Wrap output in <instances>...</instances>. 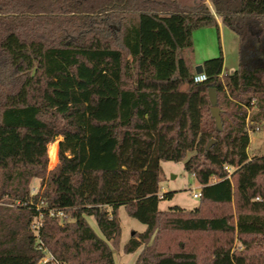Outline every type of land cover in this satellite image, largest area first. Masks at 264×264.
Wrapping results in <instances>:
<instances>
[{
  "label": "trees",
  "instance_id": "obj_1",
  "mask_svg": "<svg viewBox=\"0 0 264 264\" xmlns=\"http://www.w3.org/2000/svg\"><path fill=\"white\" fill-rule=\"evenodd\" d=\"M209 1L0 0V264H115L121 205L146 225L122 246L136 264H264V0ZM217 17L240 64L205 59L195 81L193 31ZM184 159L199 203L161 209V161ZM40 200L65 216L36 231Z\"/></svg>",
  "mask_w": 264,
  "mask_h": 264
},
{
  "label": "rangeland",
  "instance_id": "obj_2",
  "mask_svg": "<svg viewBox=\"0 0 264 264\" xmlns=\"http://www.w3.org/2000/svg\"><path fill=\"white\" fill-rule=\"evenodd\" d=\"M183 3H194L201 0H180ZM213 10V6L209 0H204ZM194 53L193 66L196 68L200 62L205 59L218 56L221 53L224 57L223 73H230L236 69L241 60L239 37L225 24L220 27L205 26L197 28L193 31ZM253 49L261 60H264V50ZM252 50V51H253ZM250 144L248 146V154L250 157L264 154V121L258 124L256 128L249 129ZM61 137L57 138L53 146L59 143ZM192 154V153H191ZM190 152H188V155ZM184 160H162V175L160 182V194L167 191H172L173 194L161 199L159 207L167 209L170 206L178 205L186 209H192L199 203V198L193 196V192L200 188V184L196 178L184 168ZM56 164H51L48 156L47 169H52ZM40 187V178H33L31 187ZM90 225L101 234L95 219L92 216H87ZM118 219L122 226L121 248L114 249L118 264H135L138 256V250L127 253L123 250L122 245L130 238L134 231H142L146 225L138 219L130 216L124 206L118 208ZM181 239H183L181 237ZM121 257V258H120ZM122 261V262H121Z\"/></svg>",
  "mask_w": 264,
  "mask_h": 264
},
{
  "label": "built area",
  "instance_id": "obj_3",
  "mask_svg": "<svg viewBox=\"0 0 264 264\" xmlns=\"http://www.w3.org/2000/svg\"><path fill=\"white\" fill-rule=\"evenodd\" d=\"M206 77L207 76H206V74L204 72H198V73L196 72L195 75H194V80L195 81H202V80H205ZM55 141H53V142H55ZM53 142H51L48 145V150H49V146ZM57 155H58V151H57ZM48 156H49V154H48ZM57 161H58V158H57ZM233 168L234 167L231 166V165H229V164H226L225 165V169L228 172V176L230 175V173L233 170ZM38 190H39V187H36V186L31 187V194L32 195L35 194ZM193 196L194 197H198V198L200 197V188L198 190H196V191L193 192ZM43 208H44V210H43ZM36 209L38 211V214L36 215L35 220H34L35 227L37 228L36 231L38 230V227L41 224V218L43 217V214H44L45 211H47L49 213V215L57 216V217H59L61 219L64 218V216H65V210H63V209H57V208H54V207H48L47 204H46V202L44 200H40L39 203L36 204ZM48 258H49L48 255L43 256L41 258L40 262H46L48 260Z\"/></svg>",
  "mask_w": 264,
  "mask_h": 264
},
{
  "label": "water",
  "instance_id": "obj_4",
  "mask_svg": "<svg viewBox=\"0 0 264 264\" xmlns=\"http://www.w3.org/2000/svg\"><path fill=\"white\" fill-rule=\"evenodd\" d=\"M195 72H203V66L202 64L197 65L195 68ZM209 98L211 100L212 106H211V114L214 117L216 121V125L219 129L222 127V121H221V115H220V108L217 105V90L215 87L209 88ZM214 143V139H211L207 145L206 148L209 149L210 146Z\"/></svg>",
  "mask_w": 264,
  "mask_h": 264
},
{
  "label": "bare ground",
  "instance_id": "obj_5",
  "mask_svg": "<svg viewBox=\"0 0 264 264\" xmlns=\"http://www.w3.org/2000/svg\"><path fill=\"white\" fill-rule=\"evenodd\" d=\"M55 143V142H53ZM53 143L49 146L48 154L51 164H55L57 162V151H58V144L53 146Z\"/></svg>",
  "mask_w": 264,
  "mask_h": 264
},
{
  "label": "crops",
  "instance_id": "obj_6",
  "mask_svg": "<svg viewBox=\"0 0 264 264\" xmlns=\"http://www.w3.org/2000/svg\"><path fill=\"white\" fill-rule=\"evenodd\" d=\"M217 20H218V24H219V27L223 24V22L221 21V18L220 17H217ZM200 64H202V62H200ZM199 64V65H200ZM191 153L192 152H190V155H191ZM188 155V154H187ZM189 155V156H190ZM188 157V156H187ZM161 195V194H160ZM132 235V234H131ZM124 245V244H123ZM122 245V246H123ZM139 253H140V250H139ZM139 253H138V255H139ZM113 257H114V261H115V264H118V262H117V260H116V256H115V252L113 251ZM138 257V256H137ZM121 258V257H120ZM136 260H137V258H136ZM122 262V261H121ZM135 264H136V261H135Z\"/></svg>",
  "mask_w": 264,
  "mask_h": 264
}]
</instances>
